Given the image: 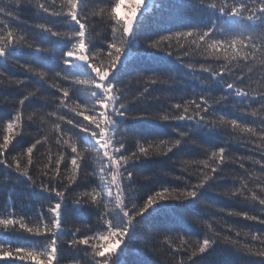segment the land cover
Returning a JSON list of instances; mask_svg holds the SVG:
<instances>
[{
	"label": "snow or ice",
	"instance_id": "1",
	"mask_svg": "<svg viewBox=\"0 0 264 264\" xmlns=\"http://www.w3.org/2000/svg\"><path fill=\"white\" fill-rule=\"evenodd\" d=\"M0 86V264H264V0H0Z\"/></svg>",
	"mask_w": 264,
	"mask_h": 264
},
{
	"label": "trees",
	"instance_id": "2",
	"mask_svg": "<svg viewBox=\"0 0 264 264\" xmlns=\"http://www.w3.org/2000/svg\"><path fill=\"white\" fill-rule=\"evenodd\" d=\"M21 59H30V58L29 57H22ZM2 71L4 72V84L5 85H7V80H8L9 76L19 77L21 75V73L13 71V69L11 67L4 68V69H2ZM23 91H25V90H17L15 87L0 86V99L7 97L10 99L15 98L18 100L20 93ZM9 111H10V108L6 104L0 103V120L6 119ZM156 131L159 134L163 135L164 132L170 131V129L161 128V129H158ZM16 150H19V149H16ZM236 151H241V150H236ZM185 158H187V157H185ZM174 159L179 160L180 157H174ZM168 165H169V162L166 160H157L155 162L149 163L148 167L153 168V169H158L160 167H168ZM226 174L231 176V173H226ZM224 187H225V185L220 186V188H222V189ZM228 187H230V185H228ZM7 195H8V186L6 185L4 178L2 176H0V204H2L5 199H7ZM12 198L14 200H16L17 203H19V201L23 199V193H22L20 188L17 187L16 190L14 192H12ZM204 200L209 205L213 206L212 208L209 209L210 213L215 212L216 208L228 209V208L236 207L237 209H239L241 207V205L234 204L232 201L228 200L227 198L220 196V195H217L215 191L205 193ZM198 210H199V205L193 206L191 209H189L190 212H195ZM72 216H73V213L69 212V217L71 218ZM205 218H209V217L206 216ZM233 219H236L238 225H240V226L247 225V226L252 227V228H259L260 227L259 225L254 224L253 222H250V221H244V220L238 219V218H233ZM190 235L193 239H196L200 235H202V233L198 232L196 229H193L192 232L190 233ZM130 247L138 248L140 250V252L142 253L143 257L146 259H149V260L163 259V257L155 256L149 249L145 248L140 241L134 242L132 245H130ZM63 256H64V260L62 261V264H68L71 253L68 252L67 246H65ZM128 259L131 261V260L136 259V257L130 255L128 257ZM224 259L229 261L230 264H238V260L240 258L225 255Z\"/></svg>",
	"mask_w": 264,
	"mask_h": 264
}]
</instances>
